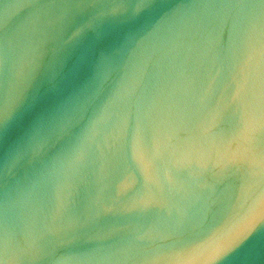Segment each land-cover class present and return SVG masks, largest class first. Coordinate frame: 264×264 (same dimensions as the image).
Instances as JSON below:
<instances>
[{
  "label": "water",
  "instance_id": "water-1",
  "mask_svg": "<svg viewBox=\"0 0 264 264\" xmlns=\"http://www.w3.org/2000/svg\"><path fill=\"white\" fill-rule=\"evenodd\" d=\"M0 264H264V0H0Z\"/></svg>",
  "mask_w": 264,
  "mask_h": 264
}]
</instances>
